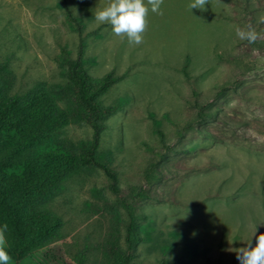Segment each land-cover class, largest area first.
<instances>
[{
  "label": "rangeland",
  "instance_id": "1",
  "mask_svg": "<svg viewBox=\"0 0 264 264\" xmlns=\"http://www.w3.org/2000/svg\"><path fill=\"white\" fill-rule=\"evenodd\" d=\"M67 2L85 23L88 71L126 74L102 97L123 101L99 144L116 188L101 168L68 179L47 202L62 220L55 243L69 255L84 250L86 264H106V235L114 225L122 240L131 209L143 237L133 264L185 251L190 264H240L238 249L264 233V0H209L206 11H190L194 0H163L162 14L149 10L139 45L95 20L109 0ZM249 24L259 33L253 44L236 36ZM77 43L59 0H0L11 92L64 83L57 55L66 46L73 56ZM202 109L211 114L199 118ZM91 132L86 123L65 126L74 141Z\"/></svg>",
  "mask_w": 264,
  "mask_h": 264
},
{
  "label": "trees",
  "instance_id": "2",
  "mask_svg": "<svg viewBox=\"0 0 264 264\" xmlns=\"http://www.w3.org/2000/svg\"><path fill=\"white\" fill-rule=\"evenodd\" d=\"M59 6L78 36L73 56L66 46L57 55L64 68V83L38 81L13 93V73L7 61H0V226H9L5 235L10 264H21L23 259L33 264H86L84 250L69 255L55 243L61 236L62 220L47 202L82 171L101 168L113 180L114 189L118 179L116 169L99 153V144L106 118L122 109L123 101L105 104L102 97L126 72L91 74L84 58L85 23L71 11L67 0H59ZM210 114L202 109L197 116L203 119ZM74 122L88 124L91 136L68 138L65 126ZM154 122L159 124L155 118ZM127 217L122 240L114 225L106 235L102 248L106 264H133L134 250L143 237L137 221L140 215L128 209ZM190 256L185 251L163 257L157 264H190Z\"/></svg>",
  "mask_w": 264,
  "mask_h": 264
},
{
  "label": "clouds",
  "instance_id": "3",
  "mask_svg": "<svg viewBox=\"0 0 264 264\" xmlns=\"http://www.w3.org/2000/svg\"><path fill=\"white\" fill-rule=\"evenodd\" d=\"M162 4L163 0H147V4L144 0H109L107 6L95 12V20L101 24H110L116 36L122 39L126 37L130 44L139 45L143 43L149 10L162 14ZM206 4H209V0H194L188 7L190 11L192 9L206 11ZM259 22L264 23V16L260 17ZM236 36L242 41L246 40L249 44H253L258 40L259 33L249 24L244 28L237 27ZM8 227L7 223L0 226V264H10L12 259L7 251L5 233ZM236 258L240 264H264V233L256 236L254 247L251 239L246 247L239 248Z\"/></svg>",
  "mask_w": 264,
  "mask_h": 264
}]
</instances>
